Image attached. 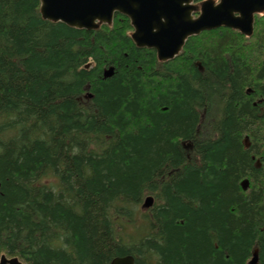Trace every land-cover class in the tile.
<instances>
[{"label": "trees", "instance_id": "1", "mask_svg": "<svg viewBox=\"0 0 264 264\" xmlns=\"http://www.w3.org/2000/svg\"><path fill=\"white\" fill-rule=\"evenodd\" d=\"M40 6L0 0V257L264 264V14L161 62Z\"/></svg>", "mask_w": 264, "mask_h": 264}, {"label": "water", "instance_id": "2", "mask_svg": "<svg viewBox=\"0 0 264 264\" xmlns=\"http://www.w3.org/2000/svg\"><path fill=\"white\" fill-rule=\"evenodd\" d=\"M44 19L63 22L77 29L94 30L112 24L116 13L130 18L131 37L138 47L157 51L160 61L174 59L187 40L203 31L220 27L236 29L247 36L254 32L255 14L264 12V0H205L198 6L193 0H40ZM200 62H197L199 65ZM114 68L105 70L111 76ZM148 196L144 208L153 205ZM257 258L254 257L252 263ZM0 264H23L18 257L3 255ZM111 264H137L132 255L117 256ZM148 264V263H144Z\"/></svg>", "mask_w": 264, "mask_h": 264}]
</instances>
